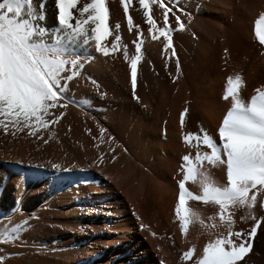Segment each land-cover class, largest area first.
<instances>
[{
  "label": "rangeland",
  "instance_id": "obj_1",
  "mask_svg": "<svg viewBox=\"0 0 264 264\" xmlns=\"http://www.w3.org/2000/svg\"><path fill=\"white\" fill-rule=\"evenodd\" d=\"M149 6H151L150 3ZM175 6L181 9L176 15L181 17L186 27L183 30H176L175 19L170 18L171 27L174 28L170 37L172 48L164 49L163 38L160 37L156 39L160 42L159 45L156 48L153 46V48L150 43H147L150 40L140 33L141 50L140 59L137 62L134 89L127 65L131 56L136 55L135 46L132 43L135 40L134 32L136 30L132 29L133 31L130 32L127 21L123 17L120 21L118 19L109 21L111 23H109L110 27L108 26L109 35L101 40V45L109 48V55H102L106 59L104 68H87L85 66L81 70L82 75L78 78L74 77L73 81L70 82L71 88L68 95L76 103L68 106L65 118H62L55 126L50 125L48 129L42 131L41 140H36L34 136L29 134L28 130L16 132L10 126H8L10 129L8 128L5 132L4 128L3 131L0 129L2 132V134L0 132V179L3 178L4 180V182L0 181V196L6 197L8 201L3 205L5 208H9L8 215L14 217L13 220L11 219L12 222H6L7 225L2 224L1 226L0 224V264L5 256H15L18 253L19 255H30V257L34 255L36 261L39 260V264L44 258L47 261L54 258V261H60L58 264H65L64 259H68V264H79L77 259L74 263L72 262L75 260L72 256H70L71 258L64 257L67 255L64 251L66 248H76L78 256L84 254L79 253V247L74 243L68 242L65 233H71L68 229H76V227H72L70 217L78 215L76 208L81 206L79 201L80 198H83L82 189L94 188L96 185L95 178L101 174L102 177L105 176V179L111 180L123 193L128 191L129 195L133 197L135 195L136 198H140L141 194H148L146 202L142 203L143 206L140 205L142 211H145L143 209L145 205L147 207L152 202L151 193H147L149 179H153L151 182H161L164 178L167 183L175 181L176 177L172 166H169L168 172L162 174L164 178L161 175V166L164 164L163 159L166 156L161 152L159 155L163 157L162 160H152L155 158L154 150L147 149V146H158L152 141L149 144L143 142L144 130L142 128L150 132L155 125L168 124V120L171 121L172 116L177 115L180 108H178V104L183 102L181 101L183 100L182 94L186 90V94H190L192 77L196 78L198 73L203 74L207 71L206 69H210L209 71L213 69V61L208 60L209 55L217 56L215 53L218 51L222 57L228 54V49L222 43H225L223 31L235 25H240L243 28L245 25V28H248L250 23V33L254 34V21L258 19L261 10H264V0H199L196 2V9L190 2L175 3ZM253 8L258 9V14L255 13L258 15L256 17H253L255 16ZM185 12L188 15H184ZM155 17H157L156 14ZM155 17L153 16L158 23L161 22V18ZM129 18L132 19L130 14ZM252 18L253 20H251ZM88 27L90 29V25ZM219 27L224 30L221 31ZM117 32L121 39L118 42V47L113 50L111 41L115 39ZM130 35H133V38ZM219 37H223V39ZM218 39L221 40H219L221 42L220 49H218L220 43L217 41ZM222 47L224 49H221ZM177 63L180 68L179 73L176 71ZM172 76H176V79L173 80ZM92 81L96 83L93 84ZM133 92L136 99L132 98ZM191 100L188 97L187 103L190 105ZM147 107H149V111ZM96 123L105 127L107 135L114 138L115 144L112 145L111 151L108 148L109 142L106 141V138L105 142L101 143L98 138L94 140L92 136L85 135L87 128L92 129L93 134L98 137ZM160 133V138L165 140V130L160 131ZM185 135L188 134L180 136L183 142ZM44 139L49 141L47 145L43 143ZM190 142H188L190 145L198 144L196 139ZM101 153L104 154L101 162L94 165L93 160L100 157ZM112 153H115L117 157L115 161L111 160ZM183 155L190 156L185 152H176L175 160L169 157V161L180 168ZM51 163H58L61 168L52 169ZM64 169L71 170L64 171ZM7 179L11 181L9 182ZM122 184L125 187L129 186V189L124 188ZM15 185H19L18 197L13 194L16 189ZM123 188L126 192L122 190ZM149 191L151 192V190ZM98 201L101 202L102 198ZM90 203L92 204V201ZM22 212L28 213L25 219L20 216L23 214ZM4 221L6 220L3 219L1 222ZM32 227L36 229L33 230V234L36 235L38 232V235H32L26 242L22 238L19 243L14 241L19 239L18 237L24 231H28ZM38 239L41 241H37ZM36 241L38 243H35ZM10 245L13 246L14 250L11 249L13 251L8 252L7 249ZM54 251L56 253L60 251L59 255L56 256ZM60 254H64V256ZM40 256L43 260H40ZM75 257L77 258V255ZM62 261L64 262L61 263Z\"/></svg>",
  "mask_w": 264,
  "mask_h": 264
},
{
  "label": "snow or ice",
  "instance_id": "obj_2",
  "mask_svg": "<svg viewBox=\"0 0 264 264\" xmlns=\"http://www.w3.org/2000/svg\"><path fill=\"white\" fill-rule=\"evenodd\" d=\"M78 0H54L56 25L45 28L34 21H44V0H40L39 14L33 11L32 0H0V126L5 131L8 125L16 132L28 130L36 140H41L43 130L66 117L67 108L76 101L68 95L74 77L82 75L81 70L93 59L88 49L95 46V52L109 55V48L101 45L102 38L109 35V27L105 0H88L82 7L77 8ZM137 0H119L123 7L124 18L129 31L133 29V21L129 18V9L125 5L134 4ZM149 3L156 5V12L160 15L158 23L149 15ZM139 8L143 10L144 23L153 40L162 37L164 49L172 48L170 37L173 28L171 17L175 18L176 30H183L184 24L177 12L174 0H138ZM76 9L79 16H74ZM184 15H188L187 12ZM75 23H71V21ZM90 35H89V27ZM136 36L132 42L136 55L131 56L127 67L135 88L137 62L140 59L141 35L140 26L135 25ZM255 39L264 46V12L255 20ZM121 37L117 32L111 41V48L115 50ZM83 48L84 57L77 55V49ZM126 52V50H125ZM127 58V56H125ZM167 67V65H166ZM177 73L180 72L177 63ZM175 80L176 76H172ZM95 84V81H92ZM242 84L241 77L236 75L227 77L223 94L220 97L225 102L226 110L219 120L215 130V137L203 129L197 133L183 136L185 143L196 139L198 144L209 150L201 154L199 151L193 159L189 155L181 157L182 179L178 180V197L175 202L174 215L179 222V231L185 233L190 212L186 200L210 203L217 209L214 216L208 217V224L203 225L210 231L211 237L203 243L190 264H244L246 254L250 253L253 237L258 232V226L264 228L261 219L253 215L252 209L257 203V193H260L259 208L264 210V89H256L249 98L242 99L238 88ZM97 87H99L97 85ZM133 99H136L133 92ZM187 108L180 112L183 124ZM7 122V123H6ZM98 137L92 129H85V135L106 141L111 151L115 140L107 135L105 127L99 123L95 125ZM44 139L43 143L48 144ZM119 147V145H117ZM100 157L93 160L96 165L101 162ZM112 154L111 160H116ZM207 160L222 168L224 182L213 184L203 176L197 165ZM52 169H60L58 163H51ZM71 169H64L70 171ZM196 175L201 176L200 194L194 195L186 191V181ZM247 208L246 216L241 219H251V226L246 230L234 231L230 210ZM264 216V212L261 213ZM138 218V217H137ZM218 221V222H217ZM144 227V225H141ZM193 257V248L188 247L181 259Z\"/></svg>",
  "mask_w": 264,
  "mask_h": 264
},
{
  "label": "bare ground",
  "instance_id": "obj_3",
  "mask_svg": "<svg viewBox=\"0 0 264 264\" xmlns=\"http://www.w3.org/2000/svg\"><path fill=\"white\" fill-rule=\"evenodd\" d=\"M197 1L199 0H174V3L190 2L196 9ZM85 2H88V0H78L77 8L82 7ZM32 4L33 11L39 14V12L41 11L40 0H32ZM258 4L257 6H259ZM150 5L151 6H149L148 8L149 15H153L155 17L156 14L157 17L155 18L159 19V14L156 12V5L152 3H150ZM125 6L129 9V14L132 18L131 20L133 21L134 25L133 30H136L135 25H139L141 35L146 36V39L150 40L147 41V43H150L152 47L155 46L156 48L160 42H158V40H153L150 34L148 33V26L144 23L143 10L139 8L138 0L134 4H128ZM105 7L107 9L108 14V19L106 20V24H108V26L110 23L109 21L115 19H118L120 21V19L122 20V18L124 17L123 7L120 5L119 0H105ZM257 10L258 9H254L253 14H258ZM55 11L56 10L54 8V0H44L43 12L45 14V19L44 21H34V23H39L43 27L48 29L53 28L56 24ZM263 11L261 10V12ZM72 12L74 16H79V13L76 11V9H73ZM257 14H255V16L253 17H256ZM251 20H253V18ZM71 23L74 24L75 21L73 20L71 21ZM250 26V23L248 28H245V25L244 28L240 25H235L223 31V33L221 32L223 36L225 35V43H222L228 49V56L226 55L225 57H222V54H220L219 51L218 53H215L217 54V56H215L214 54L209 55L208 60L213 61V69H211V71H209L210 69H206L207 71L203 74H201L200 72L198 73V75H196V78L192 77L193 79L191 82L189 92L190 94H186L187 90L185 93H183L184 96L182 94L183 100L181 101L183 102L181 104H178L179 106L176 105L178 106V108L180 107L179 111H177V115H171L172 119L171 121L168 120V124H164L163 126L155 125V127H153L150 132L147 129H143L141 127L142 130H144L143 142L145 141L146 144H149V142L152 141L158 146H147V149L154 150V153H152L153 155L155 154V158H152V160H162L163 157L159 155V153L161 152L164 153V155L166 156V158L163 159L164 164L161 166V175L163 173L168 172L169 166H172L175 172V181L172 183H167L165 182L166 179L163 175L162 176L164 179H162L161 182H151L153 179H149L150 183L149 185H147L148 190L147 188L146 190L147 193H151L150 198L152 202L149 200L151 202V205L149 204V207H146L145 205L143 207L145 211H142V203H144V201L146 202L148 194H141L142 197L140 195V198H136L135 195L133 197L129 195L128 191L127 193L121 192L111 180L105 179V176L102 177V174L99 175V177L95 178L96 185L94 186V188L82 189L83 198H80L79 201V204H81V206L79 205L80 208H76V212L78 215L72 218L70 217L72 227H76V229H68V231H71V233H65L67 234L68 242L71 241L70 243H74L77 247H79V253L84 254L82 256H78V254L76 253L78 252L76 251V248H66L64 251L66 252L65 255H67L64 256V254H60L61 256H72L73 258H75V260H73L72 262L74 263L77 259L79 260V264H190V261L194 260L196 253L202 248L203 243L207 242V240L211 238L208 235L210 230L204 227L203 225L208 224V217L214 216L217 209L214 205L210 203L187 199L186 206L190 209V212L195 213L196 216L199 217L200 221H203V224L198 222L195 216H190L189 223L186 225L185 233H180L179 222L176 220V217L174 215V207L179 193L177 182L179 179L183 178L182 170L177 167L175 163L170 162L169 157L175 160L174 156L176 152H185L190 154V156H192L194 159L198 151L201 154L209 151L206 146L202 144L190 145L189 143H184L180 139V136H182V134H189L190 132L199 134L201 129H203L208 134L214 136L215 130L218 127L219 120L222 119L223 112L226 110L225 102L222 101L220 97L223 94V89L226 85L227 77L232 76L233 78H235L236 75H239L241 77L242 84L238 88V92L242 93V99L245 100L249 98L252 94H254L256 89H264V46L259 45V42L255 39V36H253L254 34L250 33ZM134 33L136 35V32ZM132 36L131 38H133ZM219 38L223 39V37ZM220 39H218L217 41H219ZM220 44L221 42L219 43L218 49H220L221 47ZM93 46L92 48L88 49L89 53L92 54L93 59L89 61L85 66H87V68H104L106 59L104 56H102L103 54H97L94 50L95 47L93 48ZM223 47L221 49H224ZM223 51L220 52L224 53ZM214 52L215 50L213 51V53ZM77 55L81 56L82 62L84 57L83 48L77 49ZM188 97L192 99L191 105L187 103ZM148 108L149 107H147V110ZM185 108H187V112L185 113L183 124H181L179 114ZM0 119H2V117H0ZM8 126L11 127V125ZM0 129L3 131L2 126H0ZM162 130H165L166 132L165 140H162L160 138V131ZM214 139L218 141V137L214 136ZM197 168L200 172L203 173L204 177H207L208 181H210L211 183L220 184L224 182V176L222 168L220 166H216L208 162L207 160H204L197 165ZM96 171H98V169ZM126 177L128 176L126 175ZM126 177L125 180L127 181ZM201 178V176L196 175L193 179L186 181V191H190L194 195H199L201 187ZM0 181L4 182L3 178H1ZM10 181L11 180H9V182ZM124 183L126 184V182ZM19 185H15L17 189H15V192L12 191L14 192L13 194L17 197L20 192ZM123 186L124 188L129 189V186ZM124 188L122 190H124ZM149 190H151V192ZM124 192L126 191L124 190ZM100 198H102L101 202H99L100 200L98 201V199ZM259 199H261V196L260 193H257V203L254 204L252 212L253 215L256 216V218L261 219L262 223H264V216L261 215L264 210H261L259 208ZM7 201L8 200L5 196H0L1 226L2 224L7 225L6 222H12V220L14 219V217L12 218V216L8 215L7 213L9 211V208H5V206L3 205ZM91 201L92 204L90 203ZM247 212L248 209L244 207L234 208L230 210V214L233 219L234 231L246 230L251 226V219H241L242 216H246ZM64 214L66 215V213ZM20 216L25 219V217L28 216V213H23ZM3 219L6 221L1 222L3 221ZM141 225H144V227H141ZM33 230L36 229H33V227L29 228L28 231L26 230L27 232L24 231V233H22L18 237L19 239L14 241H17L19 243V240L21 241L22 238L23 241L26 242L28 238L32 237V235H35L33 234ZM37 233L36 235H38ZM37 241L41 240L38 239ZM37 241L35 243H38ZM188 247L193 248V257L189 258L188 260H183L181 259V257ZM14 248L16 247L14 246ZM11 249H13V246L11 247L10 245L9 249H7L8 252L14 250ZM59 253H56V256H58ZM76 255L77 258L75 257ZM36 260L37 259H35L34 255L30 257V255H19L18 253V255L15 256H5L3 261H1V264H39V260L38 262ZM40 260H43L41 256ZM64 261H62L61 263L64 262L65 264H68V259H64ZM59 262H57V260L54 261V258L50 259V261H47V259L44 258V260L40 262V264H58ZM244 264H264V228H260L258 226V232L253 237V245L250 250V253L246 254V257L244 258Z\"/></svg>",
  "mask_w": 264,
  "mask_h": 264
}]
</instances>
